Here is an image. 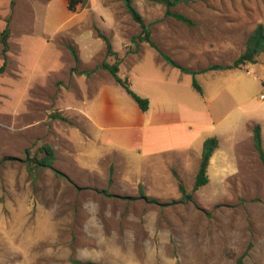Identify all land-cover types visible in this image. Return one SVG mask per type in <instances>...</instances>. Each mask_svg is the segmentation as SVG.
<instances>
[{
    "label": "rangeland",
    "instance_id": "1",
    "mask_svg": "<svg viewBox=\"0 0 264 264\" xmlns=\"http://www.w3.org/2000/svg\"><path fill=\"white\" fill-rule=\"evenodd\" d=\"M133 4L150 41L192 71L231 64L252 30H264V0L175 6L191 25L148 0ZM7 19L0 264H69L88 255L107 264L118 251L122 264H236L242 254L243 264H264V167L251 144L259 124L264 148V53L231 71L181 73L139 40L120 0H87L74 14L67 0H15L12 8L0 0V32ZM94 28L118 55V76L148 100L146 112L99 68L114 59ZM68 45L80 60L73 72ZM216 136L235 143L227 163L234 170L219 180L207 170V185L192 192L202 142ZM42 144L55 161L32 173L26 156ZM175 174L191 200L179 201Z\"/></svg>",
    "mask_w": 264,
    "mask_h": 264
},
{
    "label": "trees",
    "instance_id": "2",
    "mask_svg": "<svg viewBox=\"0 0 264 264\" xmlns=\"http://www.w3.org/2000/svg\"><path fill=\"white\" fill-rule=\"evenodd\" d=\"M87 0H67V9L71 13H77L85 4ZM126 13L130 17V19L140 28L139 40L148 44L151 48H154L159 52L162 60L168 64L170 67L179 70L181 73L189 74L195 76L196 74H202L210 71H218V72H226L234 69L243 68L247 65H254L256 63L257 57L264 53V30L261 24H258L252 32L247 37L244 43L243 52L229 65H212L208 66L205 69H201L198 71H192L186 67H183L170 59L167 55L161 53L158 48L154 45L152 41L149 39V29L148 25L145 24L142 16L136 10L133 0H120ZM153 4H158L164 8V16L173 18L177 21L183 22L187 25H191V21L187 19L182 14L174 11V7L179 4H188L195 2L197 0H148ZM15 5V0H10V7L12 8ZM94 35L98 38L104 45L105 54L108 57H113L114 62L112 64H108L106 62H102L99 68L107 71L109 75L112 77L113 82L121 88V90L138 106L141 112H146L148 110V100L141 98L130 88L128 82L126 80H122L118 76L119 72V62L117 53L112 50L109 39L97 28H94ZM10 36V28H9V19H7L5 23L4 29L0 32V56L2 59V64L0 66V74L3 73L7 66V53L9 50L8 39ZM67 50L69 51L74 66L71 71H76L78 68V64L80 63L77 50L68 45ZM79 74L85 73V71H78ZM89 73V72H88ZM87 73V74H88ZM192 86L194 90L201 94V88L197 84V82L193 79ZM51 117L59 118L64 120L59 115L52 114ZM251 144L253 151L258 157L259 162L264 167V148L262 144V134L261 127L259 124H255L252 128L251 133ZM218 148V141L215 137L206 138L201 145V152L199 156V164L196 170L195 178L192 184V192H196L200 187L205 186L208 183V175L207 168L210 162V159L214 153V151ZM42 154L40 157L39 155ZM55 161V154L53 149L47 145L42 144L41 147L30 157L26 156L25 162L27 163V167L30 172L35 173L39 169H52V165ZM56 174L63 176L60 172L55 171ZM175 179L177 182V190L180 194V202H186L191 200L192 195L187 194L185 192V188L182 184V180L179 176L175 174ZM104 193V191H100ZM111 196V195H107ZM245 254H242L237 258L236 264H243V258ZM70 264H95L92 262H81L75 259L70 260Z\"/></svg>",
    "mask_w": 264,
    "mask_h": 264
},
{
    "label": "crops",
    "instance_id": "3",
    "mask_svg": "<svg viewBox=\"0 0 264 264\" xmlns=\"http://www.w3.org/2000/svg\"><path fill=\"white\" fill-rule=\"evenodd\" d=\"M94 46H95L94 51L98 52L97 51L98 50V45L95 43ZM212 72H215V71H212ZM207 73H209V72H207ZM201 94H202V92H201ZM262 129L263 128L261 127V133L263 135V130ZM216 138L218 140V148L214 151V153H213V155H212V157L210 159V162H209L207 170H208V174H209L210 170H212V173H213L214 177L219 180V179H224V178L228 177V175L232 174V172L234 170L233 167H229L227 165V163H228V157H230V155L234 153L232 151H233V147H234L235 143L234 142L230 143L227 140L222 141L217 136H216ZM249 138L250 137H248V139ZM197 154L198 153H196V155ZM115 256L112 258L111 262L110 261H106V258H105L104 263L107 262V264H122V255H121V253L118 251V255H117V253H115ZM97 258H99V257L98 256H94V255H91V256L88 255L85 260L84 259H80V258H76L75 260L83 261V262H93V261H96Z\"/></svg>",
    "mask_w": 264,
    "mask_h": 264
},
{
    "label": "built area",
    "instance_id": "4",
    "mask_svg": "<svg viewBox=\"0 0 264 264\" xmlns=\"http://www.w3.org/2000/svg\"><path fill=\"white\" fill-rule=\"evenodd\" d=\"M260 99H262V100H263V99H264V95H261V96H260Z\"/></svg>",
    "mask_w": 264,
    "mask_h": 264
}]
</instances>
